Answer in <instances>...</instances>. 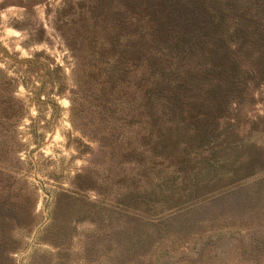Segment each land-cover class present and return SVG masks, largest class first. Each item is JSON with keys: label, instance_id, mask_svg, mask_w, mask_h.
<instances>
[{"label": "rangeland", "instance_id": "1", "mask_svg": "<svg viewBox=\"0 0 264 264\" xmlns=\"http://www.w3.org/2000/svg\"><path fill=\"white\" fill-rule=\"evenodd\" d=\"M123 3L0 0V264H264V0H220L232 53L178 25L139 37L156 135L135 161L91 100ZM107 93L112 122L139 118ZM84 169L97 191L76 190Z\"/></svg>", "mask_w": 264, "mask_h": 264}, {"label": "trees", "instance_id": "2", "mask_svg": "<svg viewBox=\"0 0 264 264\" xmlns=\"http://www.w3.org/2000/svg\"><path fill=\"white\" fill-rule=\"evenodd\" d=\"M178 2L180 0H124V23H121L119 36L117 38L112 37V31L109 40L98 48L105 53L103 66L101 67L103 71L99 73V77H101L99 80L101 87L99 85V88L102 89L103 94L101 96L92 95L91 100H94L93 103L99 106L98 109L103 106V111L108 116L106 118L109 131L115 130L117 126H122L118 137L119 140L122 138L130 140L128 137L132 134L133 141L131 143L128 141L124 148L125 156L129 157V159L125 158L126 161H135L137 157L145 154L149 150L150 143L154 142L156 135L155 131H151L149 126H147L149 116H151L148 106L150 102H153L154 98L146 89L150 83V69L147 64V61L149 63L150 61L146 54L143 55L142 46L144 42L141 43L139 37H141L140 39L145 38L144 36L148 32H158L165 36L171 32L174 26L178 25L180 26L179 33L182 44L189 43L195 47L198 42H194V39H200L204 36V39L201 40V50H220L225 54L232 53L234 50V46H231L229 36L226 33L230 32L229 25L227 29L223 30L221 24V30H218L220 29L219 22L222 20L220 0H198V4L194 3L193 5H179ZM225 7L229 9L227 3ZM142 22L146 25H140ZM114 34L116 35V33ZM115 86L118 87L120 94L124 95L125 100H132L127 105L133 103L135 109L138 110L139 118L136 121L133 122V117H135L133 113L129 120L118 124L110 119L113 117V111L109 106L110 103L112 104V97L107 91ZM134 90L138 93V99L134 95ZM198 115H201V113ZM194 116V114L191 115V117ZM137 121L140 122L137 124L138 130H140V124L142 126L141 131L132 130L130 126L135 125ZM144 124L147 130L143 127ZM210 132V129L206 126L199 134L195 135L193 142L198 147L202 146L201 142L208 140ZM81 133L83 134L84 132ZM85 135L91 141L96 142L99 148L104 147L103 140L105 138L89 134ZM135 140L136 142L138 141L139 147L136 145ZM162 141H165L163 137L159 140V147L162 146ZM181 142L184 143L185 141ZM204 163H206V160ZM88 172H90L88 169H84L75 175L74 185L78 192L97 191L93 184L94 180L90 176L91 173ZM253 177H255V174L250 172L241 179H251Z\"/></svg>", "mask_w": 264, "mask_h": 264}]
</instances>
